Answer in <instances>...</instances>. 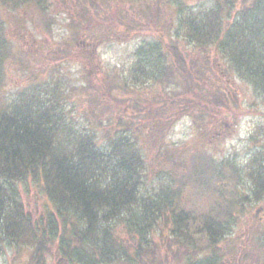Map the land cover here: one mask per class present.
<instances>
[{"label":"trees","instance_id":"1","mask_svg":"<svg viewBox=\"0 0 264 264\" xmlns=\"http://www.w3.org/2000/svg\"><path fill=\"white\" fill-rule=\"evenodd\" d=\"M33 1L0 0V6ZM179 26L187 43L212 53L203 68L194 61L189 66L177 40L167 42L163 53L159 36L138 51L137 89L124 79L114 89L108 85L109 91L101 86V94L91 98L93 114L86 110L81 123L73 111V85L69 90L59 80H36L9 90L6 67L13 51L0 17V250H25L24 264H49L48 258L53 264H264V249L234 260L222 251L235 222L232 203L216 199L188 209L169 186H147L139 131L147 127L161 136L192 109L182 98L145 101L138 88L147 79L161 85L177 79L183 92L201 90L211 79L208 66L217 61L220 74L236 75L264 96V0L205 1L185 12ZM108 94L132 114L140 110L142 96L146 125L101 128L97 112L104 111ZM212 97L231 111L225 91ZM196 115L204 130L214 125L204 111ZM244 175L253 198L263 199L264 143L247 160ZM26 180L46 199L41 212L31 213L22 200L18 185ZM258 234L260 241L264 231Z\"/></svg>","mask_w":264,"mask_h":264},{"label":"rangeland","instance_id":"2","mask_svg":"<svg viewBox=\"0 0 264 264\" xmlns=\"http://www.w3.org/2000/svg\"><path fill=\"white\" fill-rule=\"evenodd\" d=\"M205 1L209 0H35L18 8L0 6L13 51L6 67V86L12 91L36 80H59L69 90L73 85V111L82 123L87 111L93 114L91 98L101 94V86L109 91L108 85L114 89L124 79L130 89H137L134 66L138 51L159 36L164 41L163 53L167 42L177 40L189 66L194 61L203 68L212 53L187 43L185 29L179 24L185 12L196 10ZM220 67L217 61L208 66L211 79L202 83L201 90L192 87L183 92L177 79L165 85L149 79L141 83L138 88L145 101L182 98L180 102L187 101L185 106L192 111L173 119L161 136L143 127L139 143L149 188L169 186L170 193L178 194L179 205L188 209L216 199L233 204V229L220 245L234 260L245 253L256 256L264 249L260 245L264 237L255 239L264 231V197L253 198L244 175L247 160L264 143V96L236 75L231 79L223 76ZM220 90L228 95L231 111L212 97ZM106 99L104 111L97 112L103 121L101 128L114 132L123 123L146 125L149 114H143L147 105L142 96L135 114L109 94ZM199 110L214 121L208 131L196 115ZM18 188L28 210L41 212L46 199L32 181L20 182ZM242 192L247 199L241 197ZM26 257L25 250L18 255L10 247L0 250V264H24ZM53 261L48 258L49 264Z\"/></svg>","mask_w":264,"mask_h":264}]
</instances>
